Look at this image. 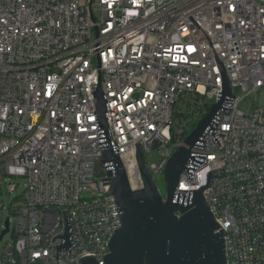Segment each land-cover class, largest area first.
Segmentation results:
<instances>
[{"label":"built area","instance_id":"2783aa9c","mask_svg":"<svg viewBox=\"0 0 264 264\" xmlns=\"http://www.w3.org/2000/svg\"><path fill=\"white\" fill-rule=\"evenodd\" d=\"M190 16L234 98L218 112L219 144L205 132L191 153L206 163L193 180L183 171L178 190L205 187L211 173L203 194L224 231L227 264H264V0H0V174L25 180L8 207L0 264H80L86 255L104 264L120 222L102 184L90 85L101 84L131 189L142 188L137 146L144 160L161 152L146 166L162 177L183 143L175 115L186 113L184 124L204 117L210 109L199 114V101L215 104L221 90ZM250 96L259 105L246 114L239 106ZM65 212L76 244L56 258Z\"/></svg>","mask_w":264,"mask_h":264},{"label":"water","instance_id":"95a60500","mask_svg":"<svg viewBox=\"0 0 264 264\" xmlns=\"http://www.w3.org/2000/svg\"><path fill=\"white\" fill-rule=\"evenodd\" d=\"M189 18L198 27L193 18ZM198 29L202 32L199 27ZM202 34L214 55L220 73L221 90L217 93V103L210 107L209 112L186 136L182 145L168 158L162 176L164 194L159 191L147 169L139 146L136 147L135 159L142 188L131 189L119 157V149L110 137L106 122L109 109L101 84L90 85L99 134L97 147L103 151L100 162L104 165L107 175L102 184L109 187L120 222V228L115 231L109 242V252L103 258L104 264H227L224 231L220 230L216 223L203 194L211 184L212 174H208L205 187L191 192L178 190L183 171L186 172L188 181L193 180V172L206 163V155L191 153V149H203L204 139L201 137L205 132L211 135L213 143L218 142L214 131L219 122L218 112L231 110L234 98L230 96L231 91L223 66L208 38L203 32ZM66 216L65 212V234L58 236L62 243L56 246V258L57 252L61 250H67L69 255L70 248L76 244L70 240L71 228ZM8 232L9 222L6 219L0 240ZM79 263L98 264L89 255L79 259Z\"/></svg>","mask_w":264,"mask_h":264},{"label":"rangeland","instance_id":"374dc122","mask_svg":"<svg viewBox=\"0 0 264 264\" xmlns=\"http://www.w3.org/2000/svg\"><path fill=\"white\" fill-rule=\"evenodd\" d=\"M254 102L256 103V105H259V96H257L255 99L253 96L243 99L242 102L240 103L239 108L247 114L253 107ZM212 104H213L212 101H206V100L199 101L198 103L199 114L201 111L205 110L206 108L210 109ZM180 105L183 106V102H180ZM202 117H203L202 115L198 116V122L202 119ZM175 118L177 120L178 117L175 115ZM178 119L181 122V126L177 127L178 129L176 130H181L182 125H184L185 131L189 132L190 128L193 126L192 124L195 123L193 121L189 125H185L183 117L178 118ZM198 122H196V124ZM161 160H162V154L161 152H159V150H154L153 152L145 155V163L147 166L158 165L161 162ZM153 179H154L156 186L160 189V192L164 194L165 189H164L163 177L154 175ZM6 183H11V184L16 185L17 187L16 191H14L12 194H8L6 187H5ZM24 189H25V180L23 178H15V177L11 178L7 176H2L0 174V231L4 229L5 220L6 218L9 217V214H8L9 205L12 203L15 197H18L21 195ZM10 238H11V233L6 234L4 236L3 240L0 242V249L5 245V243L8 240H10Z\"/></svg>","mask_w":264,"mask_h":264},{"label":"trees","instance_id":"16d2710c","mask_svg":"<svg viewBox=\"0 0 264 264\" xmlns=\"http://www.w3.org/2000/svg\"><path fill=\"white\" fill-rule=\"evenodd\" d=\"M208 108H206V110H207ZM179 115H181V114H179ZM178 115V118H180V116ZM182 117L183 118H187V114L186 113H184L183 115H182ZM195 122L194 124H192L193 126L190 128V130H189V132H187V131H185V129H184V126L182 127L183 129H182V132L180 133V135H179V140L180 141H183L184 139H185V137L187 136V135H189L190 133H191V131L195 128V126H196V122H198V118H196V119H194V120H191L190 122H188L187 124H185V125H189L190 123H192V122ZM176 140V138H175V136H174V138H173V142Z\"/></svg>","mask_w":264,"mask_h":264}]
</instances>
